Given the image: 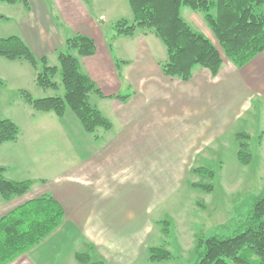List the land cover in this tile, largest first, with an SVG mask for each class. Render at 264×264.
Returning a JSON list of instances; mask_svg holds the SVG:
<instances>
[{
	"label": "crops",
	"instance_id": "obj_1",
	"mask_svg": "<svg viewBox=\"0 0 264 264\" xmlns=\"http://www.w3.org/2000/svg\"><path fill=\"white\" fill-rule=\"evenodd\" d=\"M29 2L30 9L0 2V38L20 37L37 59L45 57L53 67H59L67 39L77 34L92 38L96 53L79 60L103 94L113 96H90L112 129L89 134L70 109L64 117L35 111L44 116L36 117L33 109H24L25 119L37 128L35 123L47 118L51 124L47 132L58 145L43 153L35 127L27 137L20 133L16 142L0 145V167L6 177L34 182L23 197L12 201L0 197V219L47 195L62 206L65 217L52 235L9 264H80L76 254L86 253L90 246L105 264H136L149 252L147 245L156 230L151 227V212L172 184L167 166L175 142H184L182 151H189L188 143H196L194 149L206 148L203 144L218 140L246 119L255 102L264 109V53L249 63L262 62L259 73L245 71L248 64L238 68L224 56L216 77L198 66L184 82L163 74L167 51L153 32L113 37L117 21H133L128 0ZM191 17L202 20L201 15ZM201 32L219 48L211 30ZM37 74L27 61L0 57L5 87L33 90L45 98L52 90L37 85ZM60 84L58 93L63 95ZM123 93L127 100L115 98ZM45 156L51 160L44 161ZM145 259L149 260L147 255Z\"/></svg>",
	"mask_w": 264,
	"mask_h": 264
},
{
	"label": "trees",
	"instance_id": "obj_2",
	"mask_svg": "<svg viewBox=\"0 0 264 264\" xmlns=\"http://www.w3.org/2000/svg\"><path fill=\"white\" fill-rule=\"evenodd\" d=\"M2 3L23 4L31 8L29 0H0ZM133 21L119 20L113 25V37H134L138 32H153L167 51V61L161 66L163 74L188 82L196 67L208 69L214 77L218 75L225 56L238 68H242L264 53V0H128ZM204 14L207 26L215 36L219 48L202 32L195 30L183 17L182 9ZM96 53L92 38L77 34L65 42L59 53V67L48 64L47 59H37L28 45L17 36L0 38V57L10 61H27L38 74L36 83L45 90L59 91L55 77L61 75L63 95L35 99L27 91H20L21 99L34 111L53 113L64 117L70 109L84 130L95 134L98 129L110 131L112 123L92 106L90 96L97 94L105 98L96 83L86 75L79 57H90ZM5 83L0 78V87ZM129 96L115 98L127 100ZM20 127L8 119H0V145L16 142ZM250 137L237 135L239 161L247 165L251 161ZM197 174L213 175L205 168L195 170ZM31 180L11 181L5 168L0 167V197L12 201L25 196L32 188ZM194 188L211 192L213 186L201 183ZM65 212L51 196L31 200L0 219V264H9L28 250L39 245L62 224ZM163 223V222H162ZM163 224H166L164 222ZM167 233L166 227L163 229ZM194 264H264V196L256 201L245 221L231 236L198 237L194 249ZM80 264H105L96 257L90 246L86 253L76 254ZM149 260L165 263L172 254L163 247H151Z\"/></svg>",
	"mask_w": 264,
	"mask_h": 264
},
{
	"label": "rangeland",
	"instance_id": "obj_3",
	"mask_svg": "<svg viewBox=\"0 0 264 264\" xmlns=\"http://www.w3.org/2000/svg\"><path fill=\"white\" fill-rule=\"evenodd\" d=\"M192 14L201 15L202 20L196 17L191 19ZM182 15L195 30L200 32L210 30L204 14L183 8ZM155 38L162 45L161 40L156 36ZM261 65L262 62H256L254 65L246 66L245 71L259 73ZM247 76L250 77V73H247ZM55 80L60 84L61 75L58 74ZM60 87L61 91H64L61 84ZM260 87L261 84L256 85V88ZM24 91L35 99L43 98L37 97L41 95L33 90ZM59 94L61 93L51 91L48 95L53 97ZM48 95H45V98ZM123 95L126 96L127 93ZM24 109L32 108L21 99L13 85L0 87V119L17 120L24 137H27L29 131L35 127L42 138L39 143L43 145L41 151L43 150V153L53 151L58 144L47 132L51 129V124L45 121L47 118H41L39 123H35L40 125L37 128L31 121L25 119ZM33 113L38 115L36 117H44L35 111ZM240 133L250 137L248 144L251 161L247 165L242 164L237 157L239 151L237 135ZM175 143L178 145L174 144L175 150L171 154L172 157H169L167 166L169 171L167 175L172 176V184L165 189L168 190L167 197L164 200L161 198V202L151 212L150 220H153L151 227H155L156 230L147 245V248L167 249L172 254V260L151 263L145 259L146 255L149 258L147 251L144 258L136 260V264H194L196 259L194 249L198 237L233 235L245 221L256 201L264 196V109H261L260 103L255 102L246 119H240L218 140L203 144L207 145L206 148L194 149L196 143H188L189 151L187 149L182 151L184 142ZM49 160L51 159L45 156L44 161ZM198 168L212 171V177L197 174L195 170ZM169 179L167 178V182ZM194 183L210 184L213 190L207 192L194 188L192 186ZM157 186L159 188L161 185ZM165 227L167 233L163 232Z\"/></svg>",
	"mask_w": 264,
	"mask_h": 264
}]
</instances>
